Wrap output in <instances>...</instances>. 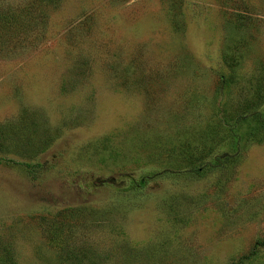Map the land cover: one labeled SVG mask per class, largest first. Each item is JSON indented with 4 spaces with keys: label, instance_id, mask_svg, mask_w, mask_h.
Here are the masks:
<instances>
[{
    "label": "rangeland",
    "instance_id": "374dc122",
    "mask_svg": "<svg viewBox=\"0 0 264 264\" xmlns=\"http://www.w3.org/2000/svg\"><path fill=\"white\" fill-rule=\"evenodd\" d=\"M36 32L0 48V264H264V138L218 161L219 112L264 110V0H60Z\"/></svg>",
    "mask_w": 264,
    "mask_h": 264
},
{
    "label": "trees",
    "instance_id": "16d2710c",
    "mask_svg": "<svg viewBox=\"0 0 264 264\" xmlns=\"http://www.w3.org/2000/svg\"><path fill=\"white\" fill-rule=\"evenodd\" d=\"M60 0H25L18 6H1L0 8V48L3 43L10 46L23 43L24 41L33 40L38 29L43 24H48V11ZM255 102L245 101L243 105H248L247 109L234 115L229 116L220 111L219 117L225 127L226 147L223 157L218 161L224 164H230L235 160L239 151L249 142H254L264 138V110H257ZM246 125H242V124ZM30 166L29 173H35L42 170L40 164ZM219 165V164H217ZM40 167V168H39ZM191 171V170H190ZM195 171V170H194ZM200 171L196 169L195 172ZM29 174V175H32ZM132 179V178H131ZM132 181V182H131ZM130 187L133 185L140 186L142 180L128 181Z\"/></svg>",
    "mask_w": 264,
    "mask_h": 264
}]
</instances>
